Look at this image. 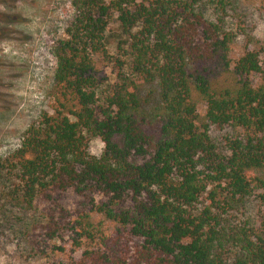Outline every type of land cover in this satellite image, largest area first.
I'll use <instances>...</instances> for the list:
<instances>
[{"label":"trees","instance_id":"trees-1","mask_svg":"<svg viewBox=\"0 0 264 264\" xmlns=\"http://www.w3.org/2000/svg\"><path fill=\"white\" fill-rule=\"evenodd\" d=\"M202 1L73 2L49 109L1 166L28 201L81 199V214L61 209L43 228L46 246L74 249L51 264H264V213L230 217L251 197L264 205V58L248 41L231 62L234 37ZM228 1L208 4L224 12ZM110 23L127 36L117 43L125 60L107 52ZM97 57L113 68L103 90ZM84 134L102 142L98 158Z\"/></svg>","mask_w":264,"mask_h":264},{"label":"rangeland","instance_id":"rangeland-1","mask_svg":"<svg viewBox=\"0 0 264 264\" xmlns=\"http://www.w3.org/2000/svg\"><path fill=\"white\" fill-rule=\"evenodd\" d=\"M76 0H0V264H51L67 263L73 255L68 241L47 243L44 226L50 217L60 216V210L76 215L81 202L72 193L54 194L45 203L23 197L21 183L14 172L2 169L3 161L16 151L25 131L49 109V91L54 85L56 61L54 46L63 38L68 23L74 16ZM106 3L110 0H103ZM224 12L201 5L208 21L221 20L224 30L234 37L229 60L235 61L247 47L260 50L264 58V2L261 0H229ZM127 39L116 23H110L105 33L107 52L119 55L117 43ZM264 64V59H262ZM112 65L108 60L96 58L95 73L102 83L101 90L114 82ZM145 97L151 91L143 87ZM198 127L204 125V107L197 105ZM224 133L208 128V136L219 142ZM86 151L98 158L103 151L102 142L84 134ZM239 210V211H238ZM230 217L233 221L258 218L264 205L253 197L236 208ZM81 214V213H80ZM62 248V252L51 249Z\"/></svg>","mask_w":264,"mask_h":264}]
</instances>
